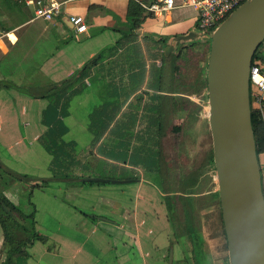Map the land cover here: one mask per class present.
Returning a JSON list of instances; mask_svg holds the SVG:
<instances>
[{
  "label": "crops",
  "instance_id": "crops-1",
  "mask_svg": "<svg viewBox=\"0 0 264 264\" xmlns=\"http://www.w3.org/2000/svg\"><path fill=\"white\" fill-rule=\"evenodd\" d=\"M34 1L0 0V69L12 58L21 70L0 74V160L32 179L6 195L27 213L34 204L47 238L17 264H229L209 125L210 50L201 55L200 36L178 41L197 32L195 11L147 13L131 32V2L153 0H46L62 4L53 21L35 18ZM71 16L84 18L86 33L77 35ZM256 61L264 65V48ZM187 205L203 240L194 247Z\"/></svg>",
  "mask_w": 264,
  "mask_h": 264
},
{
  "label": "water",
  "instance_id": "water-1",
  "mask_svg": "<svg viewBox=\"0 0 264 264\" xmlns=\"http://www.w3.org/2000/svg\"><path fill=\"white\" fill-rule=\"evenodd\" d=\"M198 37L191 32L178 41ZM263 41L264 0L246 1L211 35L209 125L229 264H264V188L250 96V71ZM173 50L168 46L165 55Z\"/></svg>",
  "mask_w": 264,
  "mask_h": 264
},
{
  "label": "trees",
  "instance_id": "trees-1",
  "mask_svg": "<svg viewBox=\"0 0 264 264\" xmlns=\"http://www.w3.org/2000/svg\"><path fill=\"white\" fill-rule=\"evenodd\" d=\"M146 17L147 11L136 2H131L128 16L131 32L136 30ZM252 122L259 151V146L263 141L260 137L264 132L262 115L253 110ZM31 180L27 175H20L8 170L0 160V181L7 186V189H11L17 182ZM29 205L34 209L32 213L25 212L20 203L11 200L4 192L1 194L0 226L4 235V252L6 256L3 264H17L18 259L26 257L28 249L35 243L47 242V238L37 232L34 204L30 201ZM190 206L187 205L185 209V220L187 225H189L186 228V234L194 247L196 243L203 244V240L199 236L198 231L193 227L194 215L193 208Z\"/></svg>",
  "mask_w": 264,
  "mask_h": 264
},
{
  "label": "built area",
  "instance_id": "built-area-1",
  "mask_svg": "<svg viewBox=\"0 0 264 264\" xmlns=\"http://www.w3.org/2000/svg\"><path fill=\"white\" fill-rule=\"evenodd\" d=\"M248 0H153L143 4L152 19H164L174 11L191 9L196 13V31L203 39H211L213 30L218 28L230 15ZM35 18L53 21L63 14L62 4L56 1H34ZM70 22L77 35L86 33L88 27L81 16H71ZM264 48V41L260 47ZM259 49V50H260ZM250 96L252 110L264 114V65L254 59L250 71Z\"/></svg>",
  "mask_w": 264,
  "mask_h": 264
},
{
  "label": "rangeland",
  "instance_id": "rangeland-1",
  "mask_svg": "<svg viewBox=\"0 0 264 264\" xmlns=\"http://www.w3.org/2000/svg\"><path fill=\"white\" fill-rule=\"evenodd\" d=\"M196 46H199V48L201 49L200 53L202 55L204 50H206V51L211 50V39L199 40V41H197ZM184 49H186V48H181V50H180V54L182 56L184 54ZM200 58H201V56H198L196 59H191V57H190V60L194 61L195 63H198V60H200ZM17 62H18L17 59L13 60L12 58H9V60L4 61L1 65L0 74L1 75L13 74L15 76H18L21 73V70L18 68ZM192 68H193V66L191 67V69ZM0 150L2 152L1 144H0ZM11 189H13V188H11ZM11 189H7V186L3 182L0 181V198H1V194L3 192L5 194L12 195V193H10L12 191Z\"/></svg>",
  "mask_w": 264,
  "mask_h": 264
}]
</instances>
